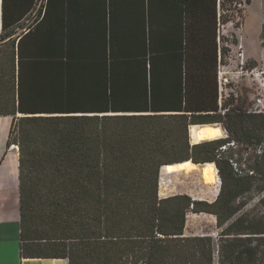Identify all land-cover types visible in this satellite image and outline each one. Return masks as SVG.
<instances>
[{
	"label": "trees",
	"instance_id": "1",
	"mask_svg": "<svg viewBox=\"0 0 264 264\" xmlns=\"http://www.w3.org/2000/svg\"><path fill=\"white\" fill-rule=\"evenodd\" d=\"M36 1L7 11L3 0L1 12L20 255L264 264V219L240 201L264 174V113L220 101L218 80L228 52L219 26L243 0ZM216 123L227 137L191 142V126ZM188 160L215 165L214 201L159 196L163 166ZM189 212L214 215L217 240L185 236Z\"/></svg>",
	"mask_w": 264,
	"mask_h": 264
},
{
	"label": "rangeland",
	"instance_id": "2",
	"mask_svg": "<svg viewBox=\"0 0 264 264\" xmlns=\"http://www.w3.org/2000/svg\"><path fill=\"white\" fill-rule=\"evenodd\" d=\"M239 9L231 21L219 26V34L225 38L220 44L228 50L218 70L221 93L223 98L231 93L229 106L242 107L249 113H264V0H249L248 3L243 0ZM216 124L224 133L222 138L227 137L222 126ZM261 133V150H264V129ZM201 168L200 165L177 172L166 170L162 176L163 184L159 181V196L164 198L179 192H200L201 186L208 184L202 177ZM260 179L240 201L246 203L245 208L250 214H258L264 219V174ZM220 184L216 169V182L210 184L209 192L219 191ZM205 233L217 240L215 216L187 213L185 236Z\"/></svg>",
	"mask_w": 264,
	"mask_h": 264
},
{
	"label": "crops",
	"instance_id": "3",
	"mask_svg": "<svg viewBox=\"0 0 264 264\" xmlns=\"http://www.w3.org/2000/svg\"><path fill=\"white\" fill-rule=\"evenodd\" d=\"M2 1L0 0V34L2 33ZM25 1L29 0H4V6L9 11L15 7V3L24 5ZM44 3L45 0H37L35 7L38 9ZM21 31L18 29V34ZM8 40L9 38L0 40L1 49L7 45ZM11 125V116H0V264H67L66 259L63 258H25L20 255L18 151L11 149V144L8 143ZM209 187L211 185L207 184L201 186L200 192H179L177 194H188L192 199L212 202L218 191L215 193L213 191L211 194Z\"/></svg>",
	"mask_w": 264,
	"mask_h": 264
},
{
	"label": "bare ground",
	"instance_id": "4",
	"mask_svg": "<svg viewBox=\"0 0 264 264\" xmlns=\"http://www.w3.org/2000/svg\"><path fill=\"white\" fill-rule=\"evenodd\" d=\"M190 139L192 143H198L201 141L215 140L222 138L224 133L217 124H204V125H193L190 127ZM198 165L193 164L191 161H182L181 163H174L163 166L160 174V184H163V175L166 170H172L174 172L187 169V167H196ZM201 174L204 181L208 184L216 182V168L213 163H204L201 165ZM215 191H218L217 189ZM218 193V192H217ZM161 194V192H159Z\"/></svg>",
	"mask_w": 264,
	"mask_h": 264
},
{
	"label": "built area",
	"instance_id": "5",
	"mask_svg": "<svg viewBox=\"0 0 264 264\" xmlns=\"http://www.w3.org/2000/svg\"><path fill=\"white\" fill-rule=\"evenodd\" d=\"M219 73V72H218ZM220 76L218 75V80H219V89H220V101H221V99H222V97H223V95H222V93H221V81H220ZM229 95H231V93H229L228 95H226L227 97L229 96ZM10 148L11 149H15V150H17L18 151V145L17 144H15V143H12L11 145H10Z\"/></svg>",
	"mask_w": 264,
	"mask_h": 264
},
{
	"label": "water",
	"instance_id": "6",
	"mask_svg": "<svg viewBox=\"0 0 264 264\" xmlns=\"http://www.w3.org/2000/svg\"><path fill=\"white\" fill-rule=\"evenodd\" d=\"M191 131V128H190V130H189V132ZM179 163H181V162H179ZM160 174H161V171H160ZM161 178V177H160Z\"/></svg>",
	"mask_w": 264,
	"mask_h": 264
}]
</instances>
